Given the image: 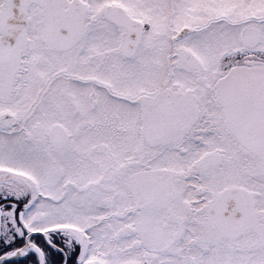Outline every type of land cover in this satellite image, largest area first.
<instances>
[{
	"label": "snow or ice",
	"instance_id": "1",
	"mask_svg": "<svg viewBox=\"0 0 264 264\" xmlns=\"http://www.w3.org/2000/svg\"><path fill=\"white\" fill-rule=\"evenodd\" d=\"M0 264H264V0H0Z\"/></svg>",
	"mask_w": 264,
	"mask_h": 264
}]
</instances>
